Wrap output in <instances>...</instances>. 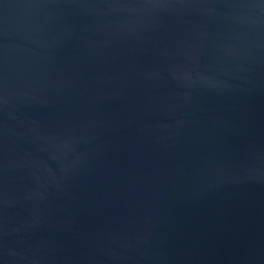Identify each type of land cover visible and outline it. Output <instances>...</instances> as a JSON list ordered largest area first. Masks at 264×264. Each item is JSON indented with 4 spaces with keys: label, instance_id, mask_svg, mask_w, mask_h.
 Returning <instances> with one entry per match:
<instances>
[{
    "label": "water",
    "instance_id": "obj_1",
    "mask_svg": "<svg viewBox=\"0 0 264 264\" xmlns=\"http://www.w3.org/2000/svg\"><path fill=\"white\" fill-rule=\"evenodd\" d=\"M0 264H264V0H0Z\"/></svg>",
    "mask_w": 264,
    "mask_h": 264
}]
</instances>
